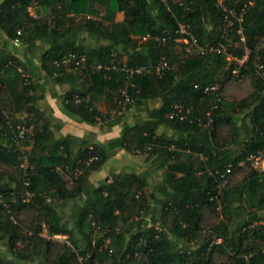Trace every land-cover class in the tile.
Instances as JSON below:
<instances>
[{
    "label": "trees",
    "instance_id": "1",
    "mask_svg": "<svg viewBox=\"0 0 264 264\" xmlns=\"http://www.w3.org/2000/svg\"><path fill=\"white\" fill-rule=\"evenodd\" d=\"M224 2L244 13L224 38L215 0L0 3L5 41L24 46L47 79L66 87L53 94L62 112L103 131L122 128L101 144L56 137L40 107L46 91L17 54L1 48L0 38V245L7 256L24 264H77V250L92 254L90 264H264V172L245 163L264 148V0ZM180 23L190 26L200 47L226 52L187 51L178 42ZM246 49L250 55L239 67L233 59H243ZM69 55L85 62L53 65ZM163 55L170 69L160 77L155 67ZM124 63L144 69L131 75L106 68ZM243 79H251L252 94L227 102L228 85ZM210 86L221 95L217 104L204 92ZM176 105L191 109L185 120L170 118ZM131 112L133 123L124 117ZM18 126L29 130L23 140ZM161 127L170 134L159 133ZM117 150L153 161L162 198L148 193L149 179L134 171L90 183ZM0 264L16 263L0 258Z\"/></svg>",
    "mask_w": 264,
    "mask_h": 264
},
{
    "label": "crops",
    "instance_id": "2",
    "mask_svg": "<svg viewBox=\"0 0 264 264\" xmlns=\"http://www.w3.org/2000/svg\"><path fill=\"white\" fill-rule=\"evenodd\" d=\"M3 2V0H0V3ZM123 19V16L121 14L118 15L117 21H121ZM0 38H1V48L5 49L6 51H8L9 53H14L17 54L19 56V58L25 63V65H27V67H29V69L31 71H33V73H35L36 70H40L41 65L38 62V60H36V57L32 60L28 59V57L25 56V48L24 46L21 47H15L13 44L11 43H7L5 41V39L3 38V34L0 33ZM84 38H86V40H89V37H87L86 35L84 36ZM228 60L229 57H227ZM44 74V73H43ZM45 76V74H44ZM34 80H37L34 78ZM44 81V85H48L51 84L52 81L47 79L45 77ZM36 83H38L36 81ZM61 87V86H60ZM66 90L65 86H62V93H59L57 91H52L50 93H48L47 96H45V99L42 100L40 107L44 113V117L45 119L49 120L51 122V126L52 131L55 133L56 137H64L68 134L73 135L78 137L80 140L81 139H86L88 140L90 143H106L108 141H111L115 138H109L107 137L108 133L110 132H114L115 130L118 131V137L121 134L122 128L121 126H115L113 127L111 130H102L99 127H92L89 126L85 123H78L72 119H70L68 116H66L61 108H62V103H61V99L60 98H55V96L53 94L57 93L60 95H63L64 92ZM42 103L45 104V108L44 106H42ZM46 105H48L46 107ZM150 108L154 109V108H159L161 106V102H156V104L154 103H150ZM44 108V109H43ZM133 112H132V120H127V118L125 117L126 121L133 123L134 121V117H133ZM138 116L140 115L139 113L137 114ZM142 118L146 117L145 113L141 114ZM61 124V129L58 131L56 127H58ZM159 133L161 134H170V131L168 129H166L165 127H161L159 129ZM102 136L105 139H102ZM117 137V138H118ZM154 164L153 161H148L147 157L144 155H135V154H131L128 153L124 150H117L114 155H112L109 160L106 162V164L103 166V168L99 171L94 173L91 177H90V183L93 186L98 185L101 181L105 180L106 178L110 177L112 174H118V173H122V172H127V171H134L136 173H138L139 175H143L146 176L149 179L150 182V186H151V182L155 181V186L156 189L154 188V191L156 193V195L159 198H162V193L161 190H157L158 189V185L160 184L159 179H161V172L159 171H154ZM154 183V182H153ZM161 189V188H160ZM154 205H152L153 207ZM156 208V207H155ZM154 209V207H153ZM6 249L3 245H0V258H4V260L6 261H12L13 263L16 264H24L21 262H15L14 259L15 257H12L11 255L7 256L6 255ZM5 256V257H3ZM7 256V257H6ZM26 264H46L44 262V259H37L34 262L31 263H26Z\"/></svg>",
    "mask_w": 264,
    "mask_h": 264
},
{
    "label": "built area",
    "instance_id": "3",
    "mask_svg": "<svg viewBox=\"0 0 264 264\" xmlns=\"http://www.w3.org/2000/svg\"><path fill=\"white\" fill-rule=\"evenodd\" d=\"M161 1L168 4L170 0H161ZM171 1L174 4H178L179 6H186V0H171ZM215 5L219 10H221V12L224 16V25L222 26V29H221L223 32L222 37L224 38L231 29L235 28L236 26H240V24L243 22L244 13L243 12L238 13L234 9H229L227 7V5L225 4L224 0H215ZM29 11L31 12V15L34 18H37V15L31 9ZM177 33L179 35H181V38L178 40V42L187 45L186 46L187 51H190L192 49V47L195 46L198 48V50L201 54H207L209 52L210 53H212V52L225 53L226 52V50L223 47L218 48V49H216L214 47H210L209 49H204V48L200 47L198 44V40L195 37V35H193V33L191 32L189 25L180 23V27H179V30L177 31ZM238 33L242 34L241 28H240V30H238ZM144 40H146V38H144ZM241 40H242V42H245V38L243 36H242ZM165 41H166V39L163 40V42H165ZM249 55H250V51L248 49H246L245 56L243 57V59L234 58L233 60L239 67H241L247 61ZM229 59H232V58L229 57ZM84 60H85V58H82L81 60L76 61L75 55H69V57L68 56L64 57L62 59V61H54L53 65L56 66L57 68H60V67L69 68L74 61H75L76 66H79L80 64H83L85 62ZM106 68L109 71L116 69L118 71L130 73L131 75H134L135 72H139L141 69H144V68H140V69H136V70L129 69L125 63L120 64V65H112L110 67L107 66ZM169 69H170L169 62L166 59V57L163 55L160 58V60L158 61L157 66L155 67L156 73L160 77H162ZM233 73L234 74L238 73L237 68H236V70L233 71ZM204 92L208 93V94H210V93L213 94V96L215 97V103L216 104L221 100V95H220L217 87H214V86L206 87L204 89ZM121 96H122V98H125L127 102H129L128 101L129 96H128L127 90H124L122 92ZM217 107L218 106L215 105L214 108H217ZM190 113H191V109L184 108V106H182V105H176L174 107L173 112L170 114V118L171 119L179 118L181 121H183L187 118V116ZM207 116H208L209 120L206 123V126L209 129H212L213 128V119L211 118V113H208ZM199 122H201L200 119H199ZM28 131L29 130H27V128H25L24 126H20V127L18 126V133L16 135L17 139L23 140L25 134ZM245 163H249L250 166L255 170H259L261 172H264V148L262 150L258 151L257 153L250 155ZM245 163H242L241 165H244ZM231 174H232V168L230 166L226 170V172L221 175V177L224 180L222 181L220 188H224L227 185L228 179H229ZM43 232L45 234L46 229H44ZM53 240L57 243L61 242V244L63 242H66L69 247H72V245L67 241L66 237L55 236ZM93 245H95V243ZM75 253L77 254V256H76L77 257V264H90V260L92 258L91 253H87L86 255H81L77 250H75Z\"/></svg>",
    "mask_w": 264,
    "mask_h": 264
},
{
    "label": "rangeland",
    "instance_id": "4",
    "mask_svg": "<svg viewBox=\"0 0 264 264\" xmlns=\"http://www.w3.org/2000/svg\"><path fill=\"white\" fill-rule=\"evenodd\" d=\"M1 33V31H0ZM1 35V34H0ZM27 77L29 76L28 74H26ZM34 78L37 79L35 81L38 82V84L41 86V89L46 91V96L48 95L49 91L50 93L52 91H57L59 93H62V86H58L55 85L53 82L51 84L48 85H44V79L45 76L43 74L42 71L40 70H36L34 73ZM41 89H39V91H41ZM253 92V86L251 83V79H243L242 81H234L231 84L228 85V87L226 88L225 92H224V98L227 102H235L238 103L242 100H244L245 98H247L250 94H252ZM42 106H44L45 108V104L42 103ZM48 105H46L47 107ZM103 109H104V105H102ZM43 108V109H44ZM127 118V120H132V112L126 114V116H124ZM107 137L111 138H117L118 137V131L115 130L114 132H110L108 133ZM102 139H105L102 136ZM67 179L70 180V182H72L71 176H67ZM156 181V180H155ZM155 181L151 182V186L148 189V193L153 192L154 190V186H155ZM154 182V183H153ZM68 211V209L65 210V212ZM66 216H70L68 213L66 214ZM59 244H61V242H58Z\"/></svg>",
    "mask_w": 264,
    "mask_h": 264
}]
</instances>
